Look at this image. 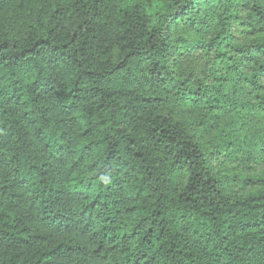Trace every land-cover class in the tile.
Wrapping results in <instances>:
<instances>
[{
    "label": "trees",
    "instance_id": "trees-1",
    "mask_svg": "<svg viewBox=\"0 0 264 264\" xmlns=\"http://www.w3.org/2000/svg\"><path fill=\"white\" fill-rule=\"evenodd\" d=\"M202 1L0 0V264H264V182L230 199L170 109L248 119L264 161V13L241 0L221 45L254 93L235 102L171 49Z\"/></svg>",
    "mask_w": 264,
    "mask_h": 264
},
{
    "label": "rangeland",
    "instance_id": "rangeland-1",
    "mask_svg": "<svg viewBox=\"0 0 264 264\" xmlns=\"http://www.w3.org/2000/svg\"><path fill=\"white\" fill-rule=\"evenodd\" d=\"M248 1V0H247ZM264 13V0H249ZM241 0H203L195 20L181 21L172 30L171 49L177 54L176 63L184 55L195 56L207 67L204 86L208 94L219 92L235 102H253L254 93L239 76L243 70L238 59L222 51L226 38L234 45L244 40L241 19L245 15ZM220 23V27H219ZM264 41V38H260ZM175 62V59H173ZM173 116L185 123L195 141L206 153L208 169L219 181L230 199L252 196L264 182V161L260 159V145L245 152L242 147L252 122L246 118L206 109L203 105L173 102ZM184 173L179 174V185Z\"/></svg>",
    "mask_w": 264,
    "mask_h": 264
}]
</instances>
